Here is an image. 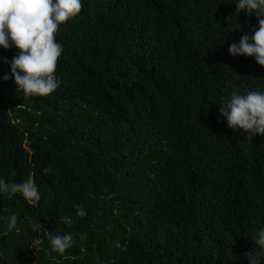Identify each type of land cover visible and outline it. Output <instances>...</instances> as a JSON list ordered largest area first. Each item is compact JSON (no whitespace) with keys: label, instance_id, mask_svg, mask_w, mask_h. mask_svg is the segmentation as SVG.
Listing matches in <instances>:
<instances>
[{"label":"trees","instance_id":"trees-1","mask_svg":"<svg viewBox=\"0 0 264 264\" xmlns=\"http://www.w3.org/2000/svg\"><path fill=\"white\" fill-rule=\"evenodd\" d=\"M234 3L82 0L55 34L48 96L5 82L17 50L0 49V176H31L40 195L0 198V216L17 215L11 230L0 220V264H247L264 227V137L218 109L264 90V67L228 52L258 26ZM55 232L74 235L62 255Z\"/></svg>","mask_w":264,"mask_h":264},{"label":"clouds","instance_id":"clouds-1","mask_svg":"<svg viewBox=\"0 0 264 264\" xmlns=\"http://www.w3.org/2000/svg\"><path fill=\"white\" fill-rule=\"evenodd\" d=\"M236 11H243L257 18V27L251 36L244 34L238 43L228 45V52L233 57H252L264 67V0H235ZM82 8V0H0V49L10 47L17 51L9 60L2 58L8 65L10 76L5 73L2 79L10 78L24 97L48 96L61 84L56 75L57 62L64 51L62 44L55 39L58 28L74 19ZM219 115L233 131L242 130L247 138L253 135L264 137V90H249L246 93L232 92L230 97L219 103ZM50 167L42 169L44 173ZM19 194L27 203L40 199L37 185L28 176L19 182L6 181L0 176V198ZM75 214L86 215L85 210L75 205ZM6 221L7 229L14 228L17 215L13 212L0 216ZM60 222L70 225L71 216H60ZM39 227V223L37 224ZM251 241L252 251H245L247 264H264V227L259 228ZM74 242L71 232L53 233L48 243L53 252L64 254Z\"/></svg>","mask_w":264,"mask_h":264},{"label":"bare ground","instance_id":"bare-ground-1","mask_svg":"<svg viewBox=\"0 0 264 264\" xmlns=\"http://www.w3.org/2000/svg\"><path fill=\"white\" fill-rule=\"evenodd\" d=\"M79 71V70H78Z\"/></svg>","mask_w":264,"mask_h":264}]
</instances>
